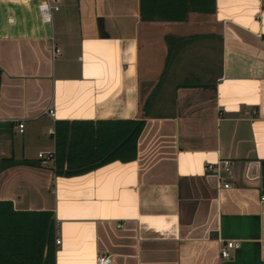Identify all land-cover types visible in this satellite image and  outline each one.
Instances as JSON below:
<instances>
[{
    "label": "crops",
    "instance_id": "crops-1",
    "mask_svg": "<svg viewBox=\"0 0 264 264\" xmlns=\"http://www.w3.org/2000/svg\"><path fill=\"white\" fill-rule=\"evenodd\" d=\"M38 2L0 0V200L52 211L54 264H264V0H147V20L139 0H58L48 22ZM213 45L214 72L187 68ZM144 104L133 159L72 176L40 162L55 120ZM220 239L239 242L228 258Z\"/></svg>",
    "mask_w": 264,
    "mask_h": 264
},
{
    "label": "trees",
    "instance_id": "trees-1",
    "mask_svg": "<svg viewBox=\"0 0 264 264\" xmlns=\"http://www.w3.org/2000/svg\"><path fill=\"white\" fill-rule=\"evenodd\" d=\"M154 1L169 5L171 11L175 12L183 8L181 5L184 1L196 3L199 0ZM146 2L139 0L142 20L151 17L147 16L144 8ZM192 9L213 11L212 7L208 10L194 6ZM168 17L177 18L175 15ZM145 107L146 104L139 118L133 119L55 120L52 172L57 176H72L113 160L124 162L133 159L136 138L144 123ZM2 161L4 166L16 163L38 164L10 158ZM54 238L55 224L51 210H15L10 200H0V264H54Z\"/></svg>",
    "mask_w": 264,
    "mask_h": 264
},
{
    "label": "built area",
    "instance_id": "built-area-1",
    "mask_svg": "<svg viewBox=\"0 0 264 264\" xmlns=\"http://www.w3.org/2000/svg\"><path fill=\"white\" fill-rule=\"evenodd\" d=\"M57 2L58 0H39L37 3V10L39 14V18L43 22H48L50 20L49 10H57ZM51 57L59 54V49L56 47L51 46ZM46 113L49 116H53L54 112L53 109H48ZM19 131H21L22 123H18ZM40 162L42 164L46 163V161L52 160L51 153H47L44 156L39 154ZM230 166V162L228 160H221L218 161L216 164L209 165L208 167L213 169L216 172V175L220 178V170L228 171ZM223 186H227V184H223ZM260 200L264 201V196L260 197ZM55 244H59V239H54ZM239 242L237 240L231 239H220L219 240V247H218V255L221 258H228L230 256V251L233 249L238 248ZM95 264H110L111 258L109 255L101 254L95 257L94 260Z\"/></svg>",
    "mask_w": 264,
    "mask_h": 264
},
{
    "label": "rangeland",
    "instance_id": "rangeland-1",
    "mask_svg": "<svg viewBox=\"0 0 264 264\" xmlns=\"http://www.w3.org/2000/svg\"><path fill=\"white\" fill-rule=\"evenodd\" d=\"M214 44V42H213ZM139 52H143V50H139ZM185 52L190 56H188V60H187V68L193 70L194 67L195 68H199L200 70H203V72H206V71H212L214 72L217 68V64H216V60H217V50L215 48V46L213 45V50H210V49H188L185 50ZM194 55L196 56V58L194 57ZM201 61L202 64H199L198 65V62ZM197 63V64H192V63ZM184 67V66H183ZM206 80H201L200 82H205ZM183 81L181 80H178V81H172L171 83L172 84H175V83H181Z\"/></svg>",
    "mask_w": 264,
    "mask_h": 264
}]
</instances>
